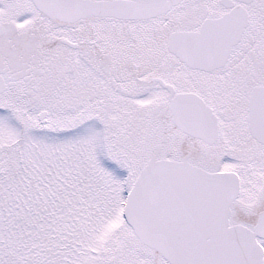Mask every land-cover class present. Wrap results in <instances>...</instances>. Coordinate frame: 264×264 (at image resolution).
Returning a JSON list of instances; mask_svg holds the SVG:
<instances>
[{"label": "snow or ice", "instance_id": "snow-or-ice-1", "mask_svg": "<svg viewBox=\"0 0 264 264\" xmlns=\"http://www.w3.org/2000/svg\"><path fill=\"white\" fill-rule=\"evenodd\" d=\"M0 264H264V0H0Z\"/></svg>", "mask_w": 264, "mask_h": 264}]
</instances>
